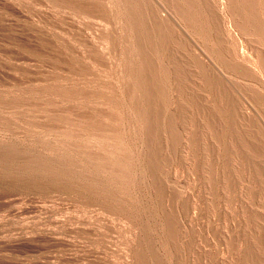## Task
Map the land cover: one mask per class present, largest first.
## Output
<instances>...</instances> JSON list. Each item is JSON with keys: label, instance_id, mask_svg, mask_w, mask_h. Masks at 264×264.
Wrapping results in <instances>:
<instances>
[{"label": "rangeland", "instance_id": "1", "mask_svg": "<svg viewBox=\"0 0 264 264\" xmlns=\"http://www.w3.org/2000/svg\"><path fill=\"white\" fill-rule=\"evenodd\" d=\"M61 1L0 0V24L2 23L0 25V264H139L141 258H143L141 261L146 263L140 261V264H242L245 257L243 264L249 263L251 259L252 262L255 259L254 264L257 261L256 264H264V155H261L264 152V72L261 70V66L259 67V64L255 62L257 53L261 51L260 53L264 55V39L259 37V35L261 36L260 33L257 34L258 30H261L259 26L262 27L261 24L258 25L257 23L260 20H255L257 29L253 30L254 26H250L248 29L251 30H239V32H235L236 36L229 39L223 33L224 29L220 24L222 15L231 20L229 9L223 5V0H210L215 21L213 23L215 33L211 36L200 35L201 43L203 40H208L209 43H212L214 51L220 49L221 46L219 45H222L223 51L221 53L223 52L226 59L235 56L240 62L242 61L246 65L253 62L258 68L257 71L251 72L253 73L251 75L250 72L237 74L233 73L231 69H224L225 67L219 64L220 61L217 58L211 57L212 61L216 60L214 65L217 67L214 68L213 63H211L212 65L209 64L211 66L209 70L211 68L212 72L213 67L215 71L210 74L209 70H204V67L207 69L208 65L203 63V60L208 62V58L205 56H208L209 59L210 56L205 52L206 55H199L202 64L200 63L201 59L199 63H196L198 62L196 61L197 55L201 54L195 47L198 38L193 40L188 36L190 40L186 37L187 32L182 24H178L176 21H169V23L165 21L162 23L164 24L163 28L160 26L161 29L155 30L154 23H152L153 12L159 10L158 13L156 12L158 16L159 14L165 15L166 10L168 11L166 4L168 1L166 0H146V2L145 0H132L131 5H134L136 1L135 8L140 6L137 11L133 8L136 11H134V16L137 13L138 19L134 17L135 24H139L141 32L145 28L144 32L138 33L139 35H136V32L139 31L131 32L130 24L128 27V24L121 22L119 13L115 15V12L117 13L115 5L119 4L117 1L120 0H106L109 1L108 3L103 0V2L93 0L92 5H89L92 0L91 2H89L90 0H87L88 2L75 0L78 4L74 0H68V3L64 0ZM247 1L249 2V0ZM250 1H252L249 2L250 4L253 5L254 3V6H258L255 8L250 5L252 10L256 9V11L253 10L254 19H256L255 14L260 13L257 17L259 16L258 18L262 20L264 25V0ZM60 2L64 5H61ZM83 2L86 5L81 9L80 7L84 4L79 5V3ZM105 2L109 5L107 6ZM129 2L130 0L124 3L129 4ZM3 3L6 5L4 6ZM96 3H101L102 7ZM75 4L79 7L76 5L73 8ZM104 7L105 12L102 9ZM111 8L114 10L113 12L110 10ZM138 9H140L141 15H138L140 13ZM153 9L154 11H152ZM108 10L112 12L111 16H109L110 11ZM130 11L132 12V10ZM149 12L152 13V15L150 13L151 16L147 14ZM197 17L199 19L201 16ZM203 19L201 17L199 20L204 21L205 19ZM195 28H198V34L202 32L200 29H204L201 26L200 29L199 27ZM262 28L264 29V26ZM180 35H183L184 38ZM151 37H156L153 38L155 42ZM180 37L182 38L181 46L183 49L177 43L180 42ZM183 39L184 43L187 42L186 47L183 45ZM192 40L195 42L192 43ZM158 42L162 44H158ZM131 45L132 47H130ZM137 45L142 46L143 50ZM135 46L143 51V57L140 54L136 56V52L133 55L131 49ZM191 48L195 49V53L198 50L197 53L195 54ZM233 51L237 55H234ZM255 53L256 55H254ZM138 56L140 59L137 58ZM173 58L176 60L174 59L172 63ZM135 59L140 64H134ZM177 61L179 64L182 63L180 67H178L179 64H176ZM130 62H133L134 65ZM159 64H168V67ZM131 65L136 69H139L141 65V68L143 67L141 70L144 71L147 79H151L150 83L154 81V77H168L166 78L168 80L160 85L157 84L158 86L155 85V88H153L154 86L151 87L154 82L150 84L149 81V86L144 85L143 88H138L131 78ZM174 65H177L178 68L175 69ZM151 66H153V71L149 68ZM198 66L203 67L199 68ZM191 67H196L195 71H197L198 76L196 73L193 74L195 71L191 70ZM179 68L183 70L184 74L187 75L188 73L187 82L186 76L183 78L185 84L182 79L184 74L180 77ZM182 68L186 70L184 71ZM160 70L167 71L168 74ZM177 70L179 73L176 72ZM152 72H155L154 74L157 76L153 74L154 76L150 77ZM164 74L166 75L164 76ZM176 74L179 75L178 77L182 79L183 83L180 79H176ZM190 75L191 80L189 79ZM252 75L254 77H250ZM216 77H219L220 86H218V82L215 83ZM212 78L216 80L214 81ZM209 84L213 87L217 84V88L215 89L216 86L210 88ZM145 86L146 91L144 90ZM159 92L163 95L161 96ZM144 93H149L146 94V98ZM136 94L139 96L137 97ZM143 97L144 99H142ZM186 97H189L188 101ZM225 97L228 100L230 98V100L226 102ZM152 99L157 102L156 106L159 104V108L162 105L160 110L165 115L172 113L177 106L183 107L185 100L187 104H184L185 108L181 109L187 111L185 114L187 113L188 117L194 111V117L196 116L197 121L192 119L193 115H191L192 125L199 126L197 129L194 127L196 130H192V137L181 134L183 137H177L180 141L178 142L171 137L165 127H162L164 122L160 121L161 124L157 125L150 120L151 123H149L150 118H146L148 116L145 117V115H143L145 120L141 119L138 113V101L144 100L142 104L146 103L145 105L149 106ZM178 100L183 103L180 102L179 104ZM224 101L228 107L229 105L232 106L230 114L235 117L232 115V118L229 117L228 120L224 121L208 118L209 115L215 117L214 115L218 112L215 113L212 110L215 111V108H218L220 104L225 106ZM172 103H174V108ZM242 105H245L244 109H242ZM211 106L214 108L212 109ZM248 108L252 114L250 116L244 113L241 115L242 110L250 113ZM196 110H199V113ZM196 112L199 116L196 115ZM213 113L214 115H212ZM251 119L255 121L252 122ZM194 121H196L195 124ZM248 121H251L252 124ZM88 122L90 123L88 124ZM231 123L233 124L230 125ZM186 124L183 125L182 131L186 130ZM205 126L212 127L213 130H209ZM155 127L160 129L157 130ZM145 130L147 131L145 132ZM244 133L246 134L244 135ZM256 133H259L261 139ZM229 137L231 140L228 139ZM253 138H256V142L260 140L261 146L259 142L257 144L254 141V143ZM245 141L247 145H245ZM163 142L166 144L164 145ZM13 145H17V147ZM161 145L164 149L167 145L168 149H163L165 152L161 151ZM231 145L235 146L234 149ZM243 145L248 149L241 147ZM251 145L253 146L250 147ZM148 147L151 148V153L156 155L150 154ZM153 148L160 153H158L160 156L152 150ZM243 148L245 152L242 151ZM250 148H254L252 153L259 148L260 150H257L259 153L254 156L256 151L253 156L250 155ZM170 149L174 151L171 152ZM203 149L205 152L202 151ZM162 152L168 153L166 154L167 157L163 156L164 153ZM238 152L243 155L241 156ZM96 155L100 156L97 157ZM146 156L150 159H147ZM243 156H246L249 161L252 160L256 168H261L256 170L255 166L251 162V165L247 163L248 161ZM151 158L155 160H151ZM166 159H169L166 164L163 162L161 165L159 161L162 162ZM224 160L228 162L226 163ZM242 160L250 166L246 165L249 166L247 168ZM153 161L155 162L153 163ZM240 161L242 164H239ZM259 161L261 162L260 165L258 164ZM145 162L152 163L153 165H148H152L153 170ZM224 164H227V167ZM157 166L161 168L159 169L160 172L156 171L158 180H160L159 185H156L158 180L154 176ZM196 166L199 168L196 169ZM222 166L226 169L230 167L231 170L228 169L227 171L230 170L231 172H227V175L226 169ZM148 170L150 171L146 172ZM248 170H251L252 176L246 175L247 173L251 174ZM213 172L214 174H212ZM172 173L174 179L170 177ZM256 174L262 178L255 176ZM176 178H179V181ZM231 178L232 180H229ZM154 179L156 181L152 182ZM256 179L261 182V185L257 183L258 180ZM174 180L176 181L174 182ZM208 180H211L209 181L212 183L211 185ZM163 181L166 182L162 184ZM153 185L155 186L153 187ZM164 185H166L165 189L163 188ZM160 186L161 188H158ZM253 190L255 192H252ZM259 192L261 194L257 196L256 194ZM160 194L161 198L159 197ZM163 195L165 198H162ZM253 196L254 199H256L255 197L260 198L254 200ZM255 207H258L257 210L259 209L258 211L261 212H255L257 211ZM171 213L175 215H171ZM242 214H246L248 217L245 216L249 221ZM166 215H169V220L163 218ZM190 215L194 217V220L189 217ZM257 216H260L261 221H258ZM250 217L251 219H249ZM189 218L193 221L192 223ZM170 219L177 220L176 222L171 220L173 224L178 222L175 231L172 229L175 228L172 227L174 225L170 222L172 226L169 227L173 230V234L167 226L169 225L167 220L170 221ZM248 228L251 234L252 229L255 228L254 231L256 230L255 232H259L261 235L253 232V235H257V237L254 235L257 239L254 236L251 237V234L246 231ZM228 234L229 236H226ZM243 236L248 238L245 237L244 239ZM258 240L259 242H257ZM256 242L255 249L258 250H254L257 252L254 253V248L251 247ZM248 244L252 246L250 247ZM232 245H234V249ZM245 245L250 247V249L248 248V256L244 255L246 252L245 249H242ZM129 247L133 249H129ZM226 247L233 250L230 251ZM238 248L240 251L237 250Z\"/></svg>", "mask_w": 264, "mask_h": 264}, {"label": "bare ground", "instance_id": "2", "mask_svg": "<svg viewBox=\"0 0 264 264\" xmlns=\"http://www.w3.org/2000/svg\"><path fill=\"white\" fill-rule=\"evenodd\" d=\"M3 1V0H2ZM59 0H57V2H58ZM61 1V0H60ZM64 1H68V0H64ZM64 1H63V3H64ZM69 1H71V0H69ZM75 1V0H74ZM79 0H77V2H78ZM80 1H85V0H80ZM87 1V0H86ZM89 1V0H88ZM87 1V2H88ZM100 1H102V0H100ZM103 1H106V0H103ZM102 1V2H103ZM125 1H127L128 2V0H120V1H117V3H119V4H116L115 5V7H116V11H117V13L115 12V15H117L118 13V15H120V18H121V22L123 21L125 24H128L127 26L129 27V24H130V30H131V32H134V31H139V32H136L137 34L136 35H139L138 33H140L141 32V28H139V24H135L136 22V20L134 21V17L137 19V17H136V14H135V16H134V9L133 8H135V5H136V1H135V4L134 5H131V3L133 2L132 0H130V2H129V4H126V3H124ZM166 1H168V2H166ZM166 1H164V2H166V4H167V8H168V11L166 10V13H165V15H160L159 14V16L157 15V11H159V10H157L155 13L153 12V22L152 23H154V27L156 28L155 30H158V29H161L160 28V26L162 27L164 24H162V23H165V21H167V23H169V21L171 22H173V21H176L178 24H182L185 28L184 29H186V32H187V36L186 37H190V38H192L193 40H195V39H197L196 41H198V42H200L201 43V40H200V35H209V36H211L213 33H215L214 32V27H213V23H215V21H214V17H213V11H212V9H211V7H212V5L210 4V0H166ZM224 1V6H226V8H228L229 9V14H230V17H231V20H228L229 18H227V16L225 17V16H223L222 15V18H220V24H221V26H222V28L224 29L223 31V33L225 34V36L227 37V38H231L232 36H236V33L235 32H239V30L240 31H246V30H248L249 31V29H248V27H250V26H254V29L253 30H255V25H256V22H255V20H260V22L262 21L260 18H258L257 17V15L258 14H260V13H257V14H255L256 15V19H254V11H256V9H251V6L250 5H252V4H250L249 2H252V1H250L249 0V2L247 1V0H223ZM259 1V0H258ZM257 1V2H258ZM51 2V1H50ZM62 2V1H61ZM60 2V3H61ZM76 2V1H75ZM76 2V3H77ZM86 2V3H87ZM89 2H91V0L89 1ZM97 2H99V0L97 1ZM107 2V1H106ZM105 2V4L108 6L109 4H107ZM111 2V1H110ZM140 2V1H139ZM142 2V1H141ZM145 2H146V0H145ZM2 3V2H1ZM59 3V4H60ZM63 3H61V5L63 4ZM68 3V2H67ZM72 3H74L73 1H72ZM94 2H93V0H92V2L89 4V5H92ZM143 3V2H142ZM152 3V2H151ZM212 3V2H211ZM260 3V2H259ZM4 4V3H3ZM78 4V3H77ZM77 4H75V5H73V8L77 5ZM80 4H84V2L83 3H79V5ZM98 3H96V5H97ZM100 4V5H99ZM98 5L99 6H101L102 7V4L101 3H99ZM104 4V3H103ZM104 4V5H105ZM145 4V3H144ZM150 4V3H149ZM148 4V5H149ZM221 4V3H220ZM2 5V4H1ZM6 4H4V6H5ZM64 5V4H63ZM67 5V4H66ZM71 5V4H70ZM69 5V7H71ZM79 5H77L78 7H79ZM86 4H84L82 7H80L81 9L82 8H84V6H85ZM88 4H87V6H89ZM105 5V6H106ZM112 5V4H111ZM129 5H131V6H129ZM139 5V4H138ZM145 5H147V4H145ZM150 5H152V4H150ZM211 5V6H210ZM99 6H97V7H99ZM132 6H134V7H132ZM253 7H255V8H257L256 6H254V3H253V5H252ZM93 8H94V6H92ZM92 7H90L91 9H92ZM96 7V8H97ZM112 7V6H111ZM132 9H131V8ZM140 7V6H139ZM139 7H136L135 9H136V11H137V8H139ZM145 7V6H144ZM149 7V6H148ZM151 7V6H150ZM86 8V7H85ZM89 8V7H88ZM106 8H108L109 9V7H106ZM152 8V7H151ZM80 9V10H81ZM102 9H104V12H105V7L104 8H102ZM32 10V9H31ZM95 10H99V9H95ZM94 10V11H95ZM110 10H112V8L110 9ZM110 10H108V11H110ZM130 10H132V12L130 11ZM140 9H138V11H139ZM146 10V9H145ZM260 10H261V8H260ZM107 11V10H106ZM114 10H112V12H113ZM135 11V12H136ZM150 11V10H149ZM152 11H154V9L152 10ZM151 11V12H152ZM165 11V10H164ZM253 11V12H252ZM258 11V10H257ZM99 12V11H98ZM100 12H101V10H100ZM103 12V13H104ZM111 11H110V13H108L109 14V16H111V13H112ZM140 12V11H139ZM138 12V13H139ZM151 12H149V13H147V14H149L150 15V13ZM162 12V11H161ZM160 12V13H161ZM217 12V11H216ZM37 13V12H36ZM88 13V12H87ZM107 13V12H106ZM105 13V14H106ZM133 13V14H132ZM227 13H228V11H227ZM142 13L140 12L138 15H141ZM162 14V13H161ZM226 14V13H225ZM228 14V15H229ZM133 15V16H132ZM151 15H152V13H151ZM150 15V16H151ZM157 15V16H156ZM105 16V15H104ZM113 16H114V14H113ZM146 13H145V19H146ZM161 16V17H160ZM197 16H201L202 18H204L203 20L204 21H200L199 19L201 18V17H199V19H198V17ZM4 17V16H3ZM262 17V16H261ZM69 18V17H68ZM109 18V17H108ZM139 18V17H138ZM35 19V18H34ZM67 19V18H66ZM83 19V18H82ZM119 19V18H118ZM263 19V18H262ZM36 20V19H35ZM138 20V19H137ZM147 20H148V17H147ZM146 20V21H147ZM20 21V20H19ZM113 21V20H112ZM140 21V20H139ZM146 21H144V22H146ZM1 22V21H0ZM138 22V21H137ZM150 22V21H149ZM259 21H257V23H258V25L259 24H261L262 25V27L264 26L263 25V23L261 22L260 23ZM123 23V24H124ZM139 23V22H138ZM166 23V26L168 25ZM2 24V23H1ZM0 24V25H1ZM124 24V25H125ZM148 24V23H147ZM156 24V25H155ZM162 24V25H161ZM136 25H138V26H136ZM172 25V24H171ZM170 25V26H171ZM3 26V25H2ZM96 26V25H95ZM140 26H141V24H140ZM200 26L201 27H203L204 29V31L203 30H201L200 29ZM142 27V26H141ZM147 27V26H146ZM151 27V26H150ZM195 27H199V29H200V31H202L201 32V34H198L197 33V29L195 28ZM260 28H261V30H258L259 32H257V34L259 35V33L261 34V36L259 35V37H262V39H264V32H261L262 30H264L261 26H259ZM258 27V28H259ZM142 28H144V27H142ZM158 28V29H157ZM163 28V27H162ZM167 28V27H166ZM180 28V27H179ZM251 28H253V27H251ZM104 29V28H103ZM154 29V28H153ZM165 29V28H164ZM183 29V28H182ZM196 29V30H195ZM244 29H246V30H244ZM257 29V28H256ZM105 30V29H104ZM143 30H145V28L143 29ZM142 30V32H144ZM149 30V29H148ZM251 30V29H250ZM253 30H252V33H253ZM118 31V30H117ZM151 31V30H150ZM181 31V30H180ZM257 31V30H256ZM125 32V31H124ZM130 32V33H131ZM141 32V33H142ZM183 32V31H182ZM185 32V31H184ZM185 32V33H186ZM251 32V31H250ZM156 33V32H155ZM241 33V32H240ZM249 33V32H248ZM152 34V33H151ZM190 34V35H189ZM256 34V33H255ZM141 35V34H140ZM149 35V34H148ZM165 35V34H164ZM194 35V37H192ZM263 35V36H262ZM152 36V35H151ZM179 36V35H178ZM181 36V35H180ZM145 37V36H144ZM148 37V36H147ZM146 37V38H147ZM160 37V36H159ZM181 37H183V35L181 36ZM180 37V38H181ZM188 37V38H189ZM140 38L142 39V37L140 36ZM145 38V39H146ZM152 38V40H153V38H156V37H151ZM164 38V37H163ZM162 38V39H163ZM184 38V37H183ZM189 38V39H190ZM204 38V37H203ZM207 38V37H206ZM214 38V37H213ZM162 39H160L161 41H162ZM174 39V38H173ZM205 39V38H204ZM215 39V38H214ZM237 39V38H236ZM148 40V39H147ZM157 40H158V37H157ZM191 40V39H190ZM192 40V43L193 42H195V41H193ZM148 41H150V40H148ZM154 42H155V40H153ZM153 41H152V43H153ZM159 41V40H158ZM170 41V40H169ZM172 41V40H171ZM176 41V40H175ZM255 41V40H254ZM164 42V41H163ZM167 42V41H166ZM181 42H182V38H181V40H180V42H177V43H179L180 44V46H181ZM198 42H195L196 43V48H198V50L201 52V54H198L197 56H198V59L196 60V61H198V62H196V63H199V60L201 59H199V55H203L205 52H206V54H208L209 56H210V59H209V57L208 56H205L206 58H208V62L206 61V60H203V63H205V64H207L208 65V68L207 69H205V67H204V70H209V67H211L209 64H211V63H213V65L216 63L215 61H212V58L211 57H213V59H218L219 61H220V65L222 64L224 67H222V68H224V69H226V68H228V69H231V70H233V73H237V74H245V72L246 73H249L250 75L251 74H253V73H251V72H253V71H257L258 70V68L255 66V64L252 62H249L248 63V65H246V64H244L242 61L240 62L238 59H237V57H235V56H231L229 59H226L225 58V56L223 55V52L221 53V51H223V47H222V45H219V46H221V48L220 49H217L216 51H214L215 49L212 47V43H209V41L208 40H203L202 42L203 43H201V44H199ZM218 42V41H217ZM134 43V42H133ZM133 43H131L132 45H133ZM149 43V42H148ZM176 43V44H177ZM183 43H184V39H183ZM182 43V44H183ZM187 43V42H186ZM186 43H184L183 45H184V47H186L185 46V44ZM139 44H140V42H139ZM143 44V43H142ZM158 44H162V43H160V42H158ZM170 44V43H169ZM173 44V43H172ZM191 44V43H190ZM219 44V43H218ZM132 45L130 46V47H132ZM144 45V44H143ZM154 45V44H153ZM151 46V45H150ZM157 46H160V45H157ZM162 46H164V45H162ZM170 46H172V45H170ZM192 46V45H191ZM190 46V47H191ZM217 46V45H216ZM137 47L138 48H141V47H139L138 45H137ZM136 46L135 47H133L131 50L133 51L132 53H133V55H134V53L136 54V56H137V54L139 55L140 54V56H144V55H142L143 54V48H141L140 50L137 48ZM147 47H148V45H147ZM166 47V46H165ZM189 47V46H188ZM194 47V46H193ZM215 47V46H214ZM152 48V47H151ZM162 48H164V47H162ZM167 48V47H166ZM171 48V47H170ZM181 48L183 49V47L181 46ZM200 48H202V49H200ZM215 48H217V47H215ZM219 48V47H218ZM147 49V48H146ZM169 49V48H168ZM178 49H180L179 47H178ZM191 49H193V48H191ZM103 50V49H102ZM145 50V49H144ZM176 50V49H175ZM187 50V49H186ZM190 50V49H189ZM195 49H193L192 51H194ZM197 50V51H198ZM202 50V51H201ZM220 50V51H219ZM238 50V49H237ZM255 50V49H254ZM142 51V53H140ZM163 51V50H162ZM167 51H170V50H167ZM172 51V50H171ZM197 51H196V53H197ZM257 51V50H256ZM157 52V51H156ZM164 52V51H163ZM173 52V51H172ZM200 52H198V53H200ZM238 52V51H237ZM259 52V51H258ZM261 52V51H260ZM257 53L258 55H256V53L254 54V55H256V59H255V62H257V64H259V67L261 66V70L264 72V55L263 54H261V53ZM99 53V52H98ZM160 53V52H159ZM158 53V54H159ZM171 53V52H170ZM194 53H195V51H194ZM195 53V54H196ZM233 53H234V55H237L236 54V52H234L233 51ZM101 54H102V51H101ZM172 54V53H171ZM170 54V55H171ZM206 54H204V55H206ZM99 55V54H98ZM104 55V54H103ZM132 55V54H131ZM155 55V54H154ZM157 55V54H156ZM166 55H168V54H166ZM169 55V56H170ZM230 55V54H229ZM136 56H134V57H136ZM140 56H138L137 58H139ZM161 56V55H160ZM172 56V55H171ZM174 56V55H173ZM153 57V56H152ZM233 57V58H232ZM255 57V56H254ZM132 58H133V56H132ZM197 58V57H196ZM204 58V57H203ZM228 58V57H227ZM232 58V59H231ZM134 59V58H133ZM140 59V58H139ZM138 59V61H140L141 62V60H139ZM160 59V58H159ZM159 59H158V61H159ZM162 59V58H161ZM174 59L175 58H173V61H172V63L174 62ZM248 59V58H247ZM167 60H169V59H167ZM176 60V59H175ZM178 60H180V59H178ZM185 60V59H184ZM195 60V59H194ZM253 60V59H252ZM251 60V61H252ZM132 61V60H131ZM189 61V60H188ZM201 61H202V59L200 60V63H201ZM26 62V61H25ZM134 62V64H136V63H138V62H136V59H135V61H133ZM133 62L131 63V64H133ZM163 62V61H162ZM161 62V63H162ZM178 62V61H177ZM176 62V64L178 65L179 64V62L177 63ZM181 62V61H180ZM193 62H195V61H193ZM215 62V63H214ZM248 62V61H247ZM168 63H170L169 61H168ZM129 64V63H128ZM133 64V65H134ZM138 64H140V63H138ZM158 64V63H157ZM163 64V63H162ZM162 64H159V65H162ZM181 64L182 63H180L179 65H178V67H180L181 66ZM202 64V63H201ZM133 65H131V67L130 68H132V76H131V78H132V80L134 81V85L135 86H137L138 88H140V87H142L143 88V86L144 85H148L149 83H150V78H149V80L147 79V77H146V74L144 73V71L143 70H141L142 68H141V65H140V67H139V69H136V68H134V67H132ZM168 65V64H167ZM167 65H162V66H167ZM177 65H174L175 67L177 66ZM200 65V64H199ZM212 65V64H211ZM143 66V65H142ZM203 66H205V65H203ZM203 66H201V67H203ZM219 66V65H218ZM28 67V66H27ZM135 67H137L138 68V66L137 65H135ZM159 68L161 67V66H158ZM158 67H157V69H158ZM168 67V66H167ZM167 67H166V69H167ZM178 67H176L175 69H177ZM183 67H185V65H183ZM199 67V66H198ZM201 67H199V68H201ZM214 68L215 67H217L216 65H214L213 66ZM213 67H212V72H215L214 70H213ZM2 68V67H1ZM129 68V69H130ZM151 70L153 69V66H151V67H149ZM156 68V67H155ZM154 68V69H155ZM163 68V67H162ZM174 68V67H173ZM186 69H187V67H185ZM192 68V67H191ZM196 68V67H195ZM195 68L193 67L191 70H194L195 71ZM165 68H164V70H166ZM175 69H173L174 71H175ZM181 68H179V72L181 73V74H179L180 75V77H182V74H184V72H183V70H180ZM182 69H184V68H182ZM186 69H184V71L186 70ZM2 70V69H1ZM131 70V69H130ZM168 70H169V68H168ZM188 70V69H187ZM196 70H198V69H196ZM204 70H203V72H204ZM260 70V71H261ZM129 71V70H128ZM153 71V70H152ZM161 71V70H160ZM189 71V70H188ZM235 71V72H234ZM161 72H164L163 70L161 71ZM160 72V73H161ZM176 72H178V70L176 71ZM178 72V73H179ZM209 72H211V68H210V70H209ZM212 72L210 73V74H212ZM155 73V72H154ZM153 72H152V74H150V77L154 74ZM158 73V72H157ZM156 73V74H157ZM164 73H167V71L166 72H164ZM175 73V72H174ZM173 73V74H174ZM191 73V72H190ZM195 73L197 74V71H195V72H193V74L195 75ZM207 73H208V71H207ZM148 74V73H147ZM163 74V73H162ZM168 74V73H167ZM155 75V74H154ZM153 75V76H154ZM166 74H164V76H165ZM177 75V74H176ZM179 75H177V78L176 79H180L178 76ZM191 75H192V73H191ZM191 75H190V80L192 79L191 78ZM194 75H192V76H194ZM213 75H214V73H213ZM212 75V76H213ZM216 75V74H215ZM224 75V74H223ZM147 76H149V74L147 75ZM155 76H157V75H155ZM175 76V75H174ZM186 76V77H185ZM197 76H198V74H197ZM196 76V77H197ZM211 76V75H210ZM217 76H219V75H217ZM241 76V75H240ZM162 77V76H161ZM161 77H154V81H152L150 84H152L153 82V84L154 85H151V87L152 86H154L153 88H155V85H160V84H162V83H165V82H167L166 80H168V79H166V78H168V77H164V78H161ZM185 77V80L189 77L188 76V73H187V75L186 74H184L183 75V77H182V79ZM208 77H209V73H208ZM215 77V76H214ZM250 77H254L253 75L252 76H250ZM161 78V79H160ZM194 78V77H193ZM210 78V77H209ZM218 78L219 77H216V79H217V81L215 82V83H217L219 80H218ZM182 79H180V81L182 80ZM188 79V80H189ZM214 81L216 80L215 78H212ZM153 80V79H152ZM184 79H183V82L185 81ZM208 80V79H207ZM148 81H149V83H148ZM209 81L211 82V80L209 79ZM132 82V81H131ZM182 82V81H181ZM182 82V83H183ZM186 82H187V80H186ZM208 82V81H207ZM209 82V83H210ZM212 83V82H211ZM210 83V84H211ZM126 84V83H125ZM184 84H185V82H184ZM209 84V85H210ZM218 84V86H220V84H219V82L217 83ZM216 84V85H217ZM157 85V86H158ZM170 85V84H169ZM182 85V84H181ZM187 85V84H186ZM215 85V86H216ZM149 86V85H148ZM184 86V85H183ZM214 86V87H215ZM185 87V86H184ZM188 87V86H187ZM214 88L213 87V85H210V88ZM225 87V86H224ZM223 87V88H224ZM238 87V86H237ZM133 88H134V86H133ZM161 88V87H160ZM176 88V87H175ZM189 88V87H188ZM209 88V89H210ZM217 88V86L215 87V89ZM219 88V87H218ZM146 89V86H145V88H144V90ZM150 89V88H149ZM148 89V90H149ZM152 89V88H151ZM177 89H178V87H177ZM244 89V88H243ZM130 90V89H129ZM136 90V89H135ZM139 90V89H138ZM143 90V91H144ZM155 90V89H154ZM153 90V91H154ZM160 90V89H159ZM158 90V91H159ZM166 90V89H165ZM182 90V89H181ZM180 90V91H181ZM218 90V89H217ZM224 90V89H223ZM146 91V90H145ZM187 91V90H186ZM211 91V90H210ZM136 92V91H135ZM217 92H219V91H217ZM154 93V92H153ZM155 93H156V91H155ZM162 93V92H161ZM186 93V92H185ZM184 93V94H185ZM187 93H190V92H187ZM193 93V92H192ZM213 93V92H212ZM140 94H142L141 92H140ZM145 94V98H146V94L147 93H144ZM149 94V93H148ZM147 94V95H148ZM159 94H160V92H159ZM183 94V95H184ZM127 95H129V94H127ZM137 95V94H136ZM155 95H157V94H155ZM161 96L163 95V94H160ZM188 95H190V94H188ZM206 95V94H205ZM213 95V94H212ZM228 95V94H227ZM227 95H226V97H227ZM139 95H137V97H138ZM144 96V95H143ZM152 96H154L153 94H152ZM180 96V95H179ZM184 96H186V95H184ZM216 96H218V95H216ZM221 96V95H220ZM140 97H142V96H140ZM139 97V98H140ZM150 97H151V95H150ZM149 97V98H150ZM181 97H182V95H181ZM189 97H191V96H189ZM189 97H186L187 99V101H188V99H189ZM226 97H225V99H226ZM231 97V96H230ZM256 97V96H255ZM115 98V97H114ZM120 98V97H119ZM153 98V97H152ZM209 98H211V97H209ZM217 98V97H216ZM221 99H222V97H220ZM141 99V98H140ZM142 99H144V97L142 98ZM182 99V98H181ZM184 99V98H183ZM252 99V98H251ZM261 99V98H260ZM148 100V99H147ZM154 99H152L150 102H149V106L148 105H145V104H142V102L144 101H138V105H137V107H138V113H139V115H140V118L142 119L143 118V120H145V118H144V116L143 115H145V117L146 116H148V117H146V118H150L149 119V123H151L152 121H153V123L154 124H156L157 123V125L160 123V121L161 122H164V123H162L163 124V126L162 127H165L166 128V130L170 133V135H171V137H173V138H175L176 140H178L177 139V137H180L181 136V134H184L185 136L186 135H189V137H190V135L192 134V130H196L199 126H197V127H195L194 125H192V119H194V120H196L195 119V117H194V111H193V113L191 114V115H193L192 117H191V115L188 117L186 114H185V112H187V111H183L181 108H185L184 107V104H187V103H185V100L183 101L184 102V104H183V107H173L174 105V103H172V107L175 109V110H173V112L172 113H170V114H168V115H165V114H163V111L162 110H160V109H162V105H160V108H159V104L156 106V101L154 102L153 101ZM219 100V99H218ZM223 100V99H222ZM229 100H230V98H229ZM228 99H226L225 101L227 102V101H229ZM253 100H254V98H253ZM125 101V100H124ZM123 101V102H124ZM160 101H162V102H164L163 100H160ZM179 101V104H180V102H181V100H178ZM190 101H191V99H190ZM224 101V102H225ZM183 102H181V103H183ZM213 102H215V101H213ZM225 102V106H221V104H220V106L218 107V108H215L216 110L215 111H213L212 109L214 108V106L212 107V112H218V113H216L215 115H214V113L212 114V115H214L215 117L213 118V117H210L211 115H209V117L208 118H210V119H219L220 121H224V120H228L229 119V117L230 118H232L231 116L233 115V114H230V111H231V107H230V105H229V107L227 106V103ZM232 102V101H231ZM119 103V102H118ZM148 103V102H147ZM178 103V102H177ZM177 103H175L176 105H177ZM188 103H190V102H188ZM208 103H211V102H209L208 101ZM219 103H220V101H219ZM260 103V102H259ZM259 103H258V105H259ZM178 104V105H179ZM203 104V103H202ZM230 104V103H229ZM233 104V103H232ZM171 105V104H170ZM169 105V106H170ZM175 105V106H176ZM205 105V104H204ZM207 105V104H206ZM211 105V104H210ZM213 105V104H212ZM216 105V104H215ZM121 106V105H120ZM197 106V105H196ZM245 106V105H244ZM244 106L242 105V109H244ZM135 107V106H134ZM186 107H188V106H186ZM200 107V106H199ZM198 107V108H199ZM207 107H208V105H207ZM237 107V106H236ZM248 107V106H247ZM198 108H195V109H198ZM166 109V108H165ZM204 109V108H203ZM205 109H206V107H205ZM210 109H208V110H210ZM238 109V108H237ZM242 109H240V110H242ZM245 109H246V111H247V108L245 107ZM186 110V109H185ZM234 110V109H233ZM248 110H249V108H248ZM254 110V109H253ZM147 111V112H146ZM168 111V110H167ZM175 111V112H174ZM196 111H198V113H199V110H196ZM245 110L243 111L242 110V112H240L241 113V115L244 113L245 115H247V116H250L251 114H252V112H251V110H249L250 111V113L249 112H246ZM144 112H146V114H144ZM209 112V111H208ZM212 112H210V113H212ZM239 112V111H238ZM198 113L196 112V115H198ZM258 113V112H257ZM256 113V114H257ZM243 114V115H244ZM254 114V113H253ZM259 114V113H258ZM138 115V116H139ZM199 116V115H198ZM234 116V115H233ZM87 117V116H86ZM192 119H191V118ZM235 117V116H234ZM241 117V116H240ZM90 118V117H89ZM140 118H138V119H140ZM242 118H244L243 116H242ZM247 117L245 116V119H246ZM253 118V117H252ZM112 119V118H111ZM163 119H164V121H163ZM198 119V118H197ZM245 119H244V121H245ZM254 119V118H253ZM93 120V119H92ZM119 120V119H118ZM134 120V119H133ZM142 120V121H143ZM150 120H151V122H150ZM207 120V119H206ZM216 120V121H217ZM218 120V121H219ZM65 121V120H64ZM90 121V120H89ZM103 121V120H102ZM141 121V122H142ZM197 121V120H196ZM196 121H194V124H195V122ZM208 121V120H207ZM211 121V120H210ZM251 121H252V119H251ZM251 121H248V122H251ZM255 120H253L252 122H254ZM259 121V120H258ZM91 122V121H90ZM90 122H88V124L90 123ZM123 122V121H122ZM229 122V121H228ZM252 122H251V124H252ZM92 123V122H91ZM102 123V122H101ZM187 123V124H186ZM203 123V122H202ZM213 123H216V122H213ZM218 123V122H217ZM223 123V122H222ZM224 123H226V122H224ZM116 124V123H115ZM148 124V123H147ZM161 124V123H160ZM184 124H186L187 126L185 127L186 128V130H184V131H182L184 128H182L183 127V125ZM221 124V123H220ZM233 123H231L230 125H232ZM235 124V123H234ZM257 124V123H256ZM95 125V124H94ZM98 125V124H97ZM153 125V124H152ZM202 125V124H201ZM204 125V124H203ZM213 125V124H212ZM245 125V124H244ZM107 126V125H106ZM140 126V125H139ZM138 126V127H139ZM142 126V125H141ZM151 126V125H150ZM155 126V125H154ZM217 126H220V125H217ZM224 126V125H223ZM229 126V125H228ZM234 126V125H233ZM38 127V126H37ZM72 127V126H71ZM143 127H144V124H143ZM148 127H149V125H148ZM194 127L196 128V129H194ZM201 127V126H200ZM206 128H208L209 130L212 128L211 126V128H209V126L207 127V126H205ZM222 127V126H221ZM254 127V126H253ZM258 127V126H257ZM260 127V126H259ZM92 128V127H91ZM142 127H140V129H141ZM151 128V127H150ZM156 128V127H155ZM229 128V127H228ZM89 129V128H88ZM106 129V128H105ZM137 129V128H136ZM152 129H153V126H152ZM157 129V128H156ZM158 129H160V128H158ZM157 129V130H158ZM163 129V128H162ZM103 130V129H102ZM142 130V129H141ZM156 130V131H157ZM165 130V129H164ZM165 130V131H166ZM211 130H213V129H211ZM215 130V129H214ZM224 130V129H223ZM226 130V129H225ZM233 130H236V129H233ZM138 131V130H137ZM147 130H145V132H146ZM149 131V130H148ZM150 131H151V129H150ZM149 131V132H150ZM153 131V130H152ZM216 131V130H215ZM219 131V130H218ZM228 131V130H227ZM159 132H161V131H159ZM163 132V131H162ZM220 132V131H219ZM241 132V131H240ZM257 132V131H256ZM261 132V131H260ZM138 133V132H137ZM148 133V132H147ZM165 133V132H164ZM169 133H167L166 132V134H169ZM195 133V132H194ZM242 133V132H241ZM143 134V133H142ZM153 134H154V132H153ZM157 134H159V133H157ZM165 134V135H166ZM202 134V133H201ZM207 134V133H206ZM206 134H205V136H206ZM219 134H221V133H219ZM232 134V133H231ZM231 134H230V136H231ZM246 133H244V135H245ZM257 134V133H256ZM259 134V133H258ZM257 134V135H258ZM25 135V134H24ZM146 135V134H145ZM164 135V134H163ZM196 135H198V134H196ZM209 135V134H208ZM210 135H211V133H210ZM209 135V136H210ZM94 136V135H93ZM138 136V135H137ZM147 136V135H146ZM146 136H144V137H146ZM151 136V135H150ZM154 136V135H153ZM155 136H156V133H155ZM203 136H204V134H203ZM213 136H214V134H213ZM227 136V135H226ZM139 137V136H138ZM143 137V136H142ZM148 137H149V134H148ZM183 136H181V138H182ZM188 137V136H187ZM186 137V138H187ZM191 137H192V135H191ZM195 137V136H194ZM208 137V136H207ZM211 137V136H210ZM209 137V138H210ZM258 137H260V139H261V136H259L258 135ZM164 138V137H163ZM180 138V139H181ZM222 138H223V136H222ZM227 138V137H226ZM231 138H232V136H231ZM257 138V137H256ZM256 138H253L252 140H253V142L255 141V139ZM153 139V138H152ZM157 139V138H156ZM160 139V138H159ZM196 139H197V137H196ZM201 139V138H200ZM205 139V138H204ZM211 139V138H210ZM229 140H231L230 139V137L228 138ZM259 139V138H258ZM140 140H141V138H140ZM143 140V139H142ZM155 140V139H154ZM154 140H153V142H154ZM165 140H166V138H165ZM175 140V141H176ZM182 140V139H181ZM213 140V139H212ZM252 140H251V142H252ZM147 141V140H146ZM157 141H159V140H157ZM162 141V140H161ZM171 141V140H170ZM173 141H174V139H173ZM214 141V140H213ZM99 142V141H98ZM144 142V141H143ZM177 142V141H176ZM178 142H180L179 140H178ZM197 142V141H196ZM199 142V141H198ZM202 142V141H201ZM228 142V141H227ZM249 142H250V140H249ZM256 142V141H255ZM254 142V143H255ZM259 142V144L261 143V141L259 140L258 141ZM258 142H256L257 144H258ZM63 143V142H62ZM149 143V142H148ZM148 143H145V144H148ZM156 143V142H155ZM162 143V142H161ZM164 143V142H163ZM169 143V142H168ZM173 143V142H172ZM189 143H190V141H189ZM205 143V142H204ZM245 145H247V142L245 141ZM166 143H164V145H165ZM195 144H197V143H195ZM200 144V143H199ZM198 144V145H199ZM216 144V143H215ZM244 144V143H243ZM251 144H253V143H251ZM149 145V144H148ZM156 145H158V143L156 144ZM170 145H172V144H170ZM174 145V144H173ZM190 145V144H189ZM197 145V146H198ZM201 145V144H200ZM205 145V144H204ZM250 145V144H249ZM255 145V144H254ZM14 146V145H13ZM16 147H17V145H15ZM14 146V147H15ZM144 146V145H143ZM163 145H161V151H164V150H166V146H165V149L162 147ZM203 146V145H202ZM231 146H233V145H231ZM231 146H229V147H231ZM253 145H251L250 147H252ZM260 146H261V144H260ZM259 145H258V147H260ZM156 147V146H155ZM154 147V148H155ZM160 146L158 145V148H159ZM171 147V146H170ZM192 147V146H191ZM205 147V146H204ZM234 147L235 146H233L232 147V149H234ZM241 147H245L244 145L243 146H241ZM240 147V148H241ZM249 147V146H248ZM255 147V146H254ZM147 148V147H146ZM148 148H150V147H148ZM154 148L152 149L153 151H156V150H154ZM157 148V147H156ZM158 148H157V150H158ZM202 148V147H201ZM245 148H247V147H245ZM13 149V148H12ZM11 149V150H12ZM164 149V150H163ZM168 149V148H167ZM174 149V148H173ZM194 149H196V148H194ZM193 149V150H194ZM244 149V148H243ZM248 149V148H247ZM251 149V153H250V151H249V153H250V155H254L253 153L254 152H256L259 148H257V150L256 151H254L253 153H252V149H254V148H250ZM260 149H261V147H260ZM259 149V150H260ZM3 150H6V149H3ZM10 150V149H9ZM143 150V149H142ZM185 150V149H184ZM191 150V149H190ZM192 150V151H193ZM201 150V149H200ZM200 150H198V151H200ZM205 149H203L202 151H204ZM231 150V149H230ZM16 151V150H15ZM32 151H33V149H32ZM38 151V150H37ZM159 151V150H158ZM158 151H156L157 152V155H158V153L160 152H158ZM170 151H171V149H170ZM169 151V152H170ZM174 151V150H173ZM173 151H171V152H173ZM242 151H244L245 152V149L244 150H242ZM247 151V150H246ZM262 151H263V149H262ZM7 152V151H6ZM89 152V151H88ZM127 152V151H126ZM129 152V151H128ZM144 152V151H143ZM150 154H154L153 152L151 153V148H150ZM155 152V153H156ZM165 152V151H164ZM164 152H162V153H164ZM167 152V151H166ZM194 152V151H193ZM196 152V151H195ZM205 152V151H204ZM215 152V151H214ZM241 152V151H240ZM12 153V152H11ZM10 153V154H11ZM16 153H17V151H16ZM100 153V152H99ZM98 153V154H99ZM175 153V152H174ZM186 153V152H185ZM191 153V152H190ZM200 153H202V152H200ZM200 153H198V154H200ZM231 153H232V151H231ZM239 153V152H238ZM257 153H259L258 151L255 153V155L254 156H256V154ZM264 153V152H263ZM263 153H261V155H264ZM7 154H8V152H7ZM15 154V153H14ZM29 154V153H28ZM121 154V153H120ZM150 154L148 153V155L150 156ZM160 154V153H159ZM166 154H168V153H164V154H162L163 156L165 155L166 156ZM226 155H228L227 153H225ZM239 154H241V153H239ZM142 155V154H141ZM154 155H156V154H154ZM184 155V154H183ZM185 155H187V154H185ZM201 155V154H200ZM202 155H204L203 153H202ZM218 155V154H217ZM243 154H241V156H242ZM245 155V154H244ZM45 156V155H44ZM97 156V155H96ZM98 156H100V155H98ZM97 156V157H98ZM152 157H153V155H151ZM158 156H160V155H158ZM162 156V157H163ZM170 156H171V154H170ZM208 156H210V155H208ZM235 156V155H234ZM236 156H239V155H237L236 154ZM247 156V155H246ZM244 157V158H246V160H247V157ZM251 156V157H252ZM259 156V155H258ZM10 157H12V156H10ZM93 157V156H92ZM125 157V156H124ZM147 157V156H146ZM145 157V158H146ZM167 157V156H166ZM165 157V158H166ZM189 157V156H188ZM192 157V156H191ZM203 157V156H202ZM207 157V156H206ZM228 157V156H227ZM261 157V156H260ZM13 158H14V156H13ZM18 158V157H17ZM94 158V157H93ZM122 158V157H121ZM153 158H155V156L153 157ZM153 158H151V160H155V159H153ZM158 158V157H157ZM170 158V157H169ZM220 158V157H219ZM230 158H232V157H230ZM240 159H241V157H239ZM243 158V159H244ZM100 159V158H99ZM126 159V158H125ZM138 159V158H137ZM147 159H150L149 157H147ZM161 159V158H160ZM187 159V158H186ZM198 159V158H197ZM206 159V158H205ZM209 159V158H208ZM234 159V158H233ZM248 159H250V158H248ZM92 160V159H91ZM97 160V159H96ZM118 160V159H117ZM159 160V159H158ZM163 160H164V158H163ZM169 160V159H168ZM167 159L165 160V161H162L161 162V160L159 161L160 162V164L162 165V163L163 162H165V164H166V161H168ZM171 160V159H170ZM228 160H232V159H228ZM258 160H261V159H259L258 158ZM144 161V160H143ZM150 161V160H149ZM186 161V160H185ZM206 161V160H205ZM208 161V160H207ZM225 161V160H224ZM235 161V160H234ZM243 161V160H242ZM248 162L247 163H252L253 164V166H255V164L252 162V160L251 161H249V160H247ZM254 161V160H253ZM15 162V161H14ZM125 162V161H124ZM126 162H127V160H126ZM131 162V161H130ZM147 162V161H146ZM145 162V164H152V163H146ZM155 161H153V163H154ZM158 162V161H157ZM195 162V161H194ZM193 162V163H194ZM202 162H203V160H202ZM226 162V161H225ZM228 162V161H227ZM226 162V163H227ZM241 162V161H240ZM7 163V162H6ZM38 163V162H37ZM207 163V162H206ZM231 163V162H230ZM233 163V162H232ZM247 163H245L244 161H243V164H245V166L246 165H249V164H247ZM251 163H250V165H251ZM256 163V162H255ZM9 164H10V162H9ZM133 164H134V162H133ZM143 164V163H142ZM156 164V163H155ZM158 164V163H157ZM156 164V165H157ZM197 164V163H196ZM207 164H209V163H207ZM206 164V165H207ZM211 164V163H210ZM235 164V163H234ZM239 164H242V162L241 163H239ZM259 165L261 164V162L259 161V163H258ZM257 164V165H258ZM11 165V164H10ZM153 165V164H152ZM152 165H148V167L150 166H152ZM161 165H160V167H161ZM164 165V164H163ZM169 165V164H168ZM190 165V164H189ZM200 165V164H199ZM212 165V164H211ZM223 165V164H222ZM225 165V167H227L226 165L227 164H224ZM230 165H232V164H230ZM249 165V166H250ZM14 166V165H13ZM155 166V165H154ZM166 166V165H165ZM170 166V165H169ZM243 166V165H242ZM248 166V167H249ZM144 167V166H143ZM159 166H157V168H155V171H154V174L156 173V171H159V169H161V168H158ZM163 168H164V166H162ZM197 167L199 168V166H196V169H197ZM223 167V166H222ZM247 167V166H246ZM247 167V168H248ZM152 168V167H151ZM168 168V167H167ZM192 168H195V167H192ZM205 168V167H204ZM207 168V167H206ZM224 168V167H223ZM243 168V167H242ZM245 168V167H244ZM255 168H256V166H255ZM261 168V167H260ZM260 168H256V170H258V169H260ZM150 169V168H149ZM158 169V170H157ZM177 169V168H176ZM211 169V168H210ZM210 169H207V170H210ZM216 169V168H215ZM224 169H226V168H224ZM228 169H230V167L228 168ZM228 169H226L225 171V173L227 174V172L229 173V171L231 170H229V171H227ZM238 169V168H237ZM32 170V169H31ZM30 170V171H31ZM144 170V169H143ZM152 170H153V168H152ZM152 170H151V172H152ZM165 170V169H164ZM236 170V169H235ZM244 170V169H243ZM26 171V170H25ZM141 171V170H140ZM150 170H148V171H146V172H149ZM166 171V170H165ZM195 171V170H194ZM223 171V170H222ZM245 172H246V170H244ZM243 171V172H244ZM251 172V170H248V172ZM132 172V171H131ZM160 172V171H159ZM158 172V173H159ZM199 172V171H198ZM231 172V171H230ZM232 172H235V171H232ZM254 172H256V171H254ZM259 172V171H258ZM258 172H257V174H258ZM92 173V172H91ZM153 173V172H152ZM151 173V174H152ZM165 173H167V172H165ZM224 173V174H225ZM18 174V173H17ZM27 174V173H26ZM149 174V173H148ZM161 174L164 176V174L161 172ZM175 174H177V173H175ZM201 174V173H200ZM203 174V173H202ZM201 174V175H202ZM208 174H209V172H208ZM212 174H214V172L212 173ZM232 174V173H231ZM257 174L255 175V176H257ZM145 175V174H144ZM166 175V174H165ZM172 176H170V177H173L174 175H173V173L171 174ZM228 175V174H227ZM235 175V174H234ZM245 175V174H244ZM246 175H253L252 174V172H251V174L250 173H247ZM151 176V175H150ZM149 176V177H150ZM154 176H156L157 177V173L154 175ZM154 176H152V177H154ZM237 176V175H236ZM99 177V176H98ZM127 177V176H126ZM155 177V179L156 180H158V177L156 178ZM178 177V176H177ZM232 177V176H231ZM247 177H249V176H247ZM257 177H261V176H257ZM160 178V177H159ZM175 177H173V179H174ZM210 178H214V177H210ZM226 178V177H225ZM251 178V177H250ZM249 178V179H250ZM262 178V177H261ZM72 179V178H71ZM150 179V178H149ZM154 179V181H152V182H155L156 180ZM161 179V178H160ZM172 179V178H171ZM172 179V180H173ZM178 179V180H177ZM188 179V178H187ZM260 179V178H259ZM151 180H153V179H151ZM161 180H163V179H161ZM171 180V181H172ZM176 180L177 181H179V178H176ZM176 180H174V182L176 181ZM181 180V179H180ZM212 180V179H211ZM211 180H208V183H209V181H211ZM217 180V179H216ZM229 180H232V178L231 179H229ZM256 180H258V179H256ZM160 180H158L157 181V183L159 182ZM261 181H262V179H261ZM151 182V183H152ZM164 182H166V181H163L162 182V184L164 183ZM173 182V183H174ZM211 182H213V180L211 181ZM216 182V181H215ZM245 182V181H244ZM250 182H253V181H250ZM177 183V182H176ZM257 183H259V185H261V182L258 180V182ZM264 183V182H263ZM148 184V183H147ZM153 184V183H152ZM155 184V183H154ZM166 184V183H165ZM180 184H181V182H180ZM210 185L212 184V183H209ZM208 184V185H209ZM226 184V183H225ZM255 184V183H254ZM17 185V184H16ZM156 185H159V183L158 184H156ZM161 185V184H160ZM232 185V184H231ZM230 185V186H231ZM243 185V184H242ZM249 185V184H248ZM247 185V186H248ZM256 185V184H255ZM155 185H153V187H154ZM177 186V185H176ZM230 186H228V187H230ZM221 187V186H220ZM228 187H226V188H228ZM250 187V186H249ZM152 188V187H151ZM158 188H161V186L160 187H158ZM163 188L165 189L166 188V185H164L163 186ZM225 188V187H224ZM163 189V190H164ZM212 189V188H211ZM230 189V188H229ZM252 189V188H251ZM161 190V189H160ZM162 190V191H163ZM222 190H224V189H222ZM226 190V189H225ZM103 191V190H102ZM166 191V190H165ZM164 191V192H165ZM208 191V190H207ZM259 191V190H258ZM153 192V191H152ZM211 192V191H210ZM243 192H245V191H243ZM252 192H255V190H253ZM257 192V191H256ZM106 193V192H105ZM158 193V192H157ZM160 193H161V191H160ZM117 194V193H116ZM159 194V193H158ZM236 194V193H235ZM245 194V193H244ZM246 194H248V193H246ZM256 194V193H255ZM255 194H253L254 196H255ZM260 194H261V192H259V194H256L257 196L259 195L260 196ZM164 195H165V193H164ZM164 195H163V197L162 198H165L164 197ZM161 196V194L159 195V197ZM246 196V195H245ZM250 196V195H249ZM254 196L252 197L253 199H254ZM158 197V198H159ZM167 197V196H166ZM161 198V197H160ZM257 200H258V198H260V197H255ZM249 199V198H248ZM247 199V200H248ZM252 199V200H253ZM256 199H254V200H256ZM22 200V199H21ZM165 200V199H164ZM251 200V201H252ZM159 201V200H158ZM163 201V200H162ZM235 201V200H234ZM261 201V200H260ZM131 202V201H130ZM129 202V203H130ZM246 202V201H245ZM248 202V201H247ZM248 206H249V204H247ZM177 206V205H176ZM185 206V205H184ZM253 206V205H252ZM256 206V205H255ZM164 207V206H163ZM167 207V206H166ZM195 207V206H194ZM193 207V208H194ZM169 208V207H168ZM251 208V207H250ZM256 208V207H255ZM258 208V207H257ZM257 208H256V210H257ZM165 209V208H164ZM185 209V208H184ZM166 210V209H165ZM164 210V211H165ZM259 210V209H258ZM255 211V212H259V211ZM156 211V210H155ZM185 211V210H184ZM254 211V210H253ZM162 212V211H161ZM175 212V211H174ZM186 212V211H185ZM242 212H243V210H242ZM261 212V211H260ZM259 212V213H260ZM168 213V212H167ZM179 213V212H178ZM177 213V214H178ZM190 213V212H189ZM239 213V212H238ZM251 213V212H250ZM264 213V212H263ZM162 214H164V213H162ZM214 214V213H213ZM247 214V213H246ZM245 214V215H246ZM171 215H175V214H173V213H171ZM178 215H180V214H178ZM193 215V214H192ZM192 215H190L189 217L191 218V219H193L194 220V217L192 216ZM243 215V214H242ZM245 215H243V216H245ZM249 215V214H248ZM252 215V214H251ZM250 215V216H251ZM256 215V214H255ZM261 215V214H260ZM169 215H166V216H164L163 218H169L168 217ZM194 216H195V214H194ZM247 216V215H246ZM246 216H245V218H246ZM176 217V216H175ZM198 217V216H197ZM213 217V216H212ZM224 217H225V215H224ZM248 217V216H247ZM252 217V216H251ZM251 217L249 218V219H251ZM253 217H254V214H253ZM258 217V216H257ZM256 217V218H257ZM158 218V217H157ZM173 218V217H172ZM180 218V217H179ZM189 218V219H190ZM220 218V217H219ZM79 219V218H78ZM160 219V218H159ZM162 219V218H161ZM186 219V218H185ZM189 220V221H191V223L193 222L192 220ZM261 218H260V216L258 217V221L260 220ZM165 221H166V219H164ZM169 220V219H168ZM167 220V222H169V223H167V224H169V225H167L168 226V228L169 229H171L170 227L172 226L171 225V223L170 222H172L173 221V219H170V221H168ZM172 220V221H171ZM246 220H248V218H246ZM245 220V221H246ZM253 220V219H252ZM255 220H257V219H255ZM165 221H164V223H165ZM177 221V220H176ZM176 221H173V222H176ZM196 221V220H195ZM249 221V220H248ZM261 221V220H260ZM173 222H172V224H173ZM109 223V222H108ZM161 223V222H160ZM163 223V224H164ZM178 223V222H177ZM177 223L175 224H173L174 226H172V227H175L176 225H177ZM247 223V222H246ZM259 223H261V222H259ZM264 223V222H263ZM161 225H162V223H161ZM171 225V226H170ZM189 225V224H188ZM195 225V224H194ZM193 225V226H194ZM247 225H251V224H247ZM259 225H261V224H259ZM134 226V225H133ZM170 226V227H169ZM234 226V225H233ZM245 226V225H244ZM188 227V226H187ZM229 227H230V225H229ZM251 227V226H250ZM119 228V227H118ZM161 228V227H160ZM166 228V227H165ZM164 228V229H165ZM167 228V229H168ZM253 228V227H252ZM173 230L174 229H176V227L175 228H172ZM171 229V233L173 234V230ZM232 229V228H231ZM255 229V228H254ZM254 229H252L253 230V232H255L254 231ZM260 229V228H259ZM259 229H257L258 231H259ZM1 230V229H0ZM228 230V229H227ZM249 230V228L246 230V231H248ZM261 230V229H260ZM160 231V230H159ZM163 231V230H162ZM169 231V230H168ZM175 231V230H174ZM177 231V230H176ZM251 231V230H250ZM257 231V232H258ZM184 232V231H183ZM194 232V231H193ZM249 232V231H248ZM252 232V231H251ZM253 232H252V234L250 235L251 237H253L254 235L257 237V235L256 234H260L259 232L258 233H256V234H254L253 235ZM261 232V231H260ZM175 233V232H174ZM185 233V232H184ZM248 234V233H247ZM169 235L171 236V234H170V232H169ZM233 235V234H232ZM261 235V234H260ZM259 235V236H260ZM195 236V235H194ZM226 236H229V234L228 235H226ZM247 236V235H246ZM245 236V237H246ZM254 236V237H255ZM100 237V236H99ZM166 237V236H165ZM225 237V236H224ZM223 237V238H224ZM244 237V236H243ZM245 237H244V239H245ZM255 237V238H256ZM171 238H172V236H171ZM229 238V237H228ZM248 237H246V239H247ZM264 238V237H263ZM63 239V238H62ZM173 239V238H172ZM188 239H190V238H188ZM226 239V238H225ZM257 239V238H256ZM261 239V238H260ZM165 240V239H164ZM249 241H251V239L249 238ZM255 241V240H254ZM261 241V240H260ZM220 242V241H219ZM257 242H259V240L257 241ZM257 242L256 243H254L255 245L253 246V247H251L252 245L251 244H248L251 248H254L253 249V252L254 253H257L256 251H254V250H256L255 249V246H256V244H257ZM132 243V242H131ZM208 243V242H207ZM229 244L231 243V242H228ZM98 244V243H97ZM168 244V243H167ZM226 244V243H225ZM234 244V243H233ZM244 244V243H243ZM260 244V243H259ZM258 244V245H259ZM262 244V243H261ZM260 244V245H261ZM135 245V244H134ZM159 245V244H158ZM169 246V245H168ZM233 246V249H234V245H232ZM232 246H231V248H232ZM237 245H235V247H236ZM242 246H244V245H242ZM249 246H246L245 245V247L244 248H242V249H245V252H246V254H244L245 256L247 255L248 256V248L250 249V247ZM105 247V246H104ZM107 247V246H106ZM133 247V246H132ZM238 247V246H237ZM261 247V246H260ZM226 248H228V247H226ZM258 248H259V246H258ZM129 249H133V248H130L129 247ZM228 249H230V248H228ZM233 249H230V251H232ZM227 250V249H226ZM237 250H239V248L237 249ZM258 250V249H257ZM163 251V250H162ZM235 252H236V249L234 250ZM233 251V252H234ZM240 251V250H239ZM238 251V252H239ZM242 251H244V250H242ZM251 251H252V249H251ZM112 252V251H111ZM131 252H132V250H131ZM180 252V251H179ZM237 252V253H238ZM244 252V253H245ZM252 252V253H253ZM5 253V252H4ZM140 253V252H139ZM230 253H232V252H230ZM240 253V252H239ZM242 253V252H241ZM259 253V252H258ZM136 254V253H135ZM235 253H233V255H234ZM260 254V253H259ZM258 254V255H259ZM121 255V254H120ZM133 255V254H132ZM180 255V254H179ZM232 255V256H233ZM236 255V254H235ZM238 255V254H237ZM240 255V254H239ZM244 255H243V258H244ZM250 255V254H249ZM255 255V254H254ZM13 256V255H12ZM145 256V255H144ZM251 256V255H250ZM255 256H257V255H255ZM134 257V256H133ZM242 257V256H241ZM251 257H253V256H251ZM251 257H250V259H251ZM135 258H136V255H135ZM175 258V257H174ZM196 258V257H195ZM227 258V257H226ZM140 258L138 257V260H139ZM141 259H143V258H141ZM141 259L139 260V264H140V261H141ZM180 259V258H179ZM224 260H225V258H223ZM245 259H246V257H245ZM245 259H243L244 261L243 262H245ZM262 259V258H261ZM133 260H135L134 258H133ZM133 260H132V262H133ZM242 260V259H241ZM252 260V259H251ZM250 260V262L249 263H247V264H254V261H255V259H253L254 261L252 262ZM173 261V260H172ZM229 261V260H228ZM256 261H257V259H256ZM260 261V260H259ZM142 262V261H141ZM176 262H177V260H176ZM223 262V261H222ZM243 262H242V264H243ZM258 262V261H257ZM257 262H255V264L257 263ZM142 263H146V262H142ZM263 263V262H262ZM130 264V263H129ZM135 264H138V263H135ZM151 264V263H150ZM234 264V263H233ZM237 264V263H236ZM246 264V263H245ZM259 264H261V263H259Z\"/></svg>", "mask_w": 264, "mask_h": 264}]
</instances>
